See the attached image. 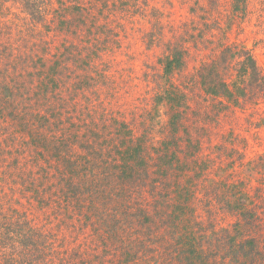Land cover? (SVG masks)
I'll use <instances>...</instances> for the list:
<instances>
[{
  "label": "rangeland",
  "instance_id": "rangeland-1",
  "mask_svg": "<svg viewBox=\"0 0 264 264\" xmlns=\"http://www.w3.org/2000/svg\"><path fill=\"white\" fill-rule=\"evenodd\" d=\"M236 1L0 0V184L47 264H264V0Z\"/></svg>",
  "mask_w": 264,
  "mask_h": 264
},
{
  "label": "trees",
  "instance_id": "trees-1",
  "mask_svg": "<svg viewBox=\"0 0 264 264\" xmlns=\"http://www.w3.org/2000/svg\"><path fill=\"white\" fill-rule=\"evenodd\" d=\"M236 2L238 3L236 10L243 12V10L246 9L245 7H242L244 0H238ZM182 65V54L180 55V52L175 50V54L172 57L168 55L164 68L168 73L181 68ZM242 66L245 70L244 73L246 74V77L250 71L252 79L254 81L256 79L258 80L260 70L258 69V65L252 56H248V58L243 61ZM69 74L70 72H68L67 76ZM220 86L223 90H225V96L227 93L229 96L233 95L229 85L225 82H223ZM221 87L217 86L218 89ZM218 93L219 91L216 92V94ZM12 95L13 92L10 91V96ZM4 102L5 105L9 107L8 109H10V115L15 116L18 113V108H14V102H17L16 96H13V99H5ZM142 159V163H146L147 159L143 156ZM136 163H138L136 160L135 162L134 160H126L125 162L126 165H124V167L130 177H132ZM20 168H22V166H20L18 170H20ZM116 178L121 180L120 176H117ZM81 181L84 183L90 182V180H84L82 178H79V181L72 179L68 182V186L73 189V194H76L82 189L78 183ZM15 182L16 180L12 176L3 178L2 183L0 184V264H47L49 262L47 258L53 253L51 249L52 246L46 244V242L42 239L45 234L38 229L36 226L37 224L32 223V220L29 219L26 214L24 215V213H19L20 209H18L17 205H22L23 203L21 200H18L16 196L17 192L19 193L21 190L15 186ZM245 196L246 195L238 201L237 206L234 208H236L238 216L249 219L252 215H256L257 209L253 207L249 208L248 205L245 204L247 201V198L243 199ZM90 204L93 205L94 203L91 202ZM247 242H249L250 249L254 251L256 248H254L255 244H253V241L249 240ZM240 247L242 250H245L248 246L241 244ZM65 259L66 258H63L62 260L64 264H66Z\"/></svg>",
  "mask_w": 264,
  "mask_h": 264
}]
</instances>
